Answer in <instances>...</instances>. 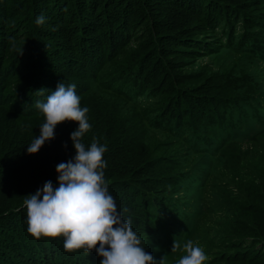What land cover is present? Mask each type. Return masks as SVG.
Masks as SVG:
<instances>
[{
    "label": "trees",
    "instance_id": "trees-1",
    "mask_svg": "<svg viewBox=\"0 0 264 264\" xmlns=\"http://www.w3.org/2000/svg\"><path fill=\"white\" fill-rule=\"evenodd\" d=\"M256 63L264 66V0H0V264L101 259L27 231L25 196L45 181L58 186L56 165L75 155L72 121L26 151L45 119L36 92L60 82L75 84L89 109L82 142L106 145L109 192L157 264H178L189 240L202 244L203 264H264Z\"/></svg>",
    "mask_w": 264,
    "mask_h": 264
},
{
    "label": "clouds",
    "instance_id": "clouds-1",
    "mask_svg": "<svg viewBox=\"0 0 264 264\" xmlns=\"http://www.w3.org/2000/svg\"><path fill=\"white\" fill-rule=\"evenodd\" d=\"M45 22L43 15L35 19L36 25ZM36 94L44 96L34 107L45 119L39 126V135L27 145V154H36L54 139L60 123L77 122L78 127L69 137L75 155L56 165L58 186L45 181L34 194L25 196L28 233L36 239L63 237L66 252L82 250L88 255L94 250L101 258L99 264H157L154 256L145 251L146 235L142 237L133 229L131 217H124L128 210H120L109 192L104 172L107 162L103 159L106 145L95 138L87 146L82 142L92 125L86 115L89 109L80 106L76 85L60 82L54 91L40 89ZM178 247L173 240L171 252ZM183 250L187 254L178 264H203L206 260L204 251L194 247L191 240ZM159 264H163L162 259Z\"/></svg>",
    "mask_w": 264,
    "mask_h": 264
},
{
    "label": "rangeland",
    "instance_id": "rangeland-1",
    "mask_svg": "<svg viewBox=\"0 0 264 264\" xmlns=\"http://www.w3.org/2000/svg\"><path fill=\"white\" fill-rule=\"evenodd\" d=\"M205 60L207 61V59H205ZM255 66H256V69H258V70H260L261 68H263V73H264V66H263L262 63H256ZM263 84H264V81H263ZM217 88L219 89V93H220V94H223V95H225V94H229V90H228V89H225V88L223 89V88H221V86H219V85H217ZM244 141H245V140H243L241 143L244 144V145H247V144L243 143ZM207 200H208L207 197L203 200L204 205H205L206 208L208 207V202H207ZM201 204H202V203H201ZM204 205L202 204L203 207H204ZM205 211H206V210H205ZM209 216H210V215H209ZM199 221H200V222H204V223H206V222H205V218L203 217V215H201ZM208 222H209L210 225L212 224V221L208 220ZM195 242H196V241H195ZM184 244H185V242L182 243V245H184ZM196 244H197L198 247H202V244H200V243H198V242H196Z\"/></svg>",
    "mask_w": 264,
    "mask_h": 264
}]
</instances>
